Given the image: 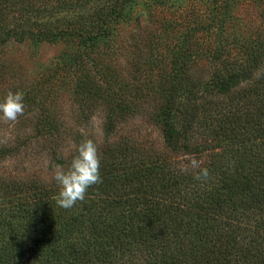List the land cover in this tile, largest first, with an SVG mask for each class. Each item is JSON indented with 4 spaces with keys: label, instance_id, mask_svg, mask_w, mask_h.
<instances>
[{
    "label": "trees",
    "instance_id": "16d2710c",
    "mask_svg": "<svg viewBox=\"0 0 264 264\" xmlns=\"http://www.w3.org/2000/svg\"><path fill=\"white\" fill-rule=\"evenodd\" d=\"M135 2L0 0L2 94L23 92L32 114L28 137L1 144L0 158L38 144L53 171L92 139L102 177L66 209L42 168L0 175V264H264V46L235 56L214 44L213 17L201 37L200 21L163 17L129 50L119 27ZM28 42L62 48L24 88L8 52ZM138 116L161 142L124 131Z\"/></svg>",
    "mask_w": 264,
    "mask_h": 264
},
{
    "label": "rangeland",
    "instance_id": "374dc122",
    "mask_svg": "<svg viewBox=\"0 0 264 264\" xmlns=\"http://www.w3.org/2000/svg\"><path fill=\"white\" fill-rule=\"evenodd\" d=\"M134 11L127 21L120 25L121 35L119 37L126 47L133 49L129 41L133 40V35L143 28L150 32L156 28L158 22L163 17H178L187 22L188 25H194L195 21H200L202 26L197 32V36L207 35V22L209 17H213L212 33L214 44L225 46L235 56L238 52L248 45L264 46V0H135ZM137 20H134L136 19ZM154 19H156L154 21ZM154 27V28H153ZM181 34L186 28H176ZM203 40V39H202ZM127 41V42H126ZM62 45L53 43H30L13 44L9 46L10 58L24 64V88H28L32 74L40 76L45 68L55 65L58 53ZM121 49L128 55V51ZM130 54V53H129ZM129 57V56H127ZM6 85L0 81V99L3 98ZM11 89V88H10ZM3 90V91H2ZM2 91V92H1ZM60 102L64 104V112H71L70 102L73 100L69 94H63ZM30 99L24 95V111L18 115L15 121L0 120V145L11 144L15 139L21 136L25 140L32 130V121ZM63 107V106H62ZM70 108V109H69ZM103 111L95 109L93 115L95 128H100V121ZM134 130L142 138L150 140L159 139L161 142L158 128L145 118L138 116L127 126L124 131L132 132ZM39 145L27 144L22 149L23 152L17 156H8L0 158V175L5 177H30L43 169L42 177L46 180L53 178V171L47 170L49 159L44 155L37 154L35 150Z\"/></svg>",
    "mask_w": 264,
    "mask_h": 264
},
{
    "label": "clouds",
    "instance_id": "9594fccd",
    "mask_svg": "<svg viewBox=\"0 0 264 264\" xmlns=\"http://www.w3.org/2000/svg\"><path fill=\"white\" fill-rule=\"evenodd\" d=\"M24 107L23 92L8 91L0 99V120L15 121ZM75 153L67 168L60 164L53 166V179L59 186L56 204L66 209L83 200L87 189L102 180L97 144L92 139H84L76 146ZM191 163L193 167H199L198 161ZM207 175V169H201L196 178H206Z\"/></svg>",
    "mask_w": 264,
    "mask_h": 264
}]
</instances>
